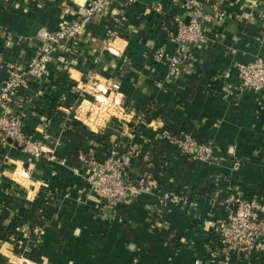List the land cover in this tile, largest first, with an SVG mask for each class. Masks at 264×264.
I'll use <instances>...</instances> for the list:
<instances>
[{"label":"crops","instance_id":"crops-1","mask_svg":"<svg viewBox=\"0 0 264 264\" xmlns=\"http://www.w3.org/2000/svg\"><path fill=\"white\" fill-rule=\"evenodd\" d=\"M185 1H115L86 26L76 54L53 64L49 81L34 77L23 86L13 112L47 152L36 159L0 137V264H264V241L249 256L209 253L211 233L228 218L226 197L264 205V90L240 89L239 71L240 63L264 57V0H203L217 3L225 21L205 23L207 41L194 48L191 68L177 74L156 55L176 52L170 27L176 17L189 19ZM87 4L0 0V87L2 63L27 61L41 45V29L57 31ZM110 36L115 53L104 48ZM219 71L228 76L215 79ZM94 78L121 84L118 106L113 95L106 105L94 102ZM175 129L212 144L214 155L186 158L162 136ZM80 152L125 160L134 185L146 175L166 193L196 187L198 195L189 202L176 194L156 217L153 190L111 208L89 184ZM46 190L59 200L47 225L22 245L19 237L6 239L24 203L46 205ZM24 221L18 234H25Z\"/></svg>","mask_w":264,"mask_h":264},{"label":"built area","instance_id":"built-area-1","mask_svg":"<svg viewBox=\"0 0 264 264\" xmlns=\"http://www.w3.org/2000/svg\"><path fill=\"white\" fill-rule=\"evenodd\" d=\"M115 1L117 0H88L87 6L80 8L79 16L57 31L41 29L39 33L41 45L27 61H8L1 64L4 78L0 87V137L4 142L13 140L23 151L36 159L47 152L40 141L24 132L22 118L13 112V107L22 106L21 91L29 79L42 77L45 81H49L53 74V64L58 60L65 61L76 54V45L86 26L108 10ZM136 1L124 0L128 6L134 5ZM203 4V0L185 1L189 19L176 17L178 31L173 36L177 43L176 52L167 55L165 49L161 48L156 55L159 59L167 60L174 73H184L191 68L195 60L194 48L203 45L208 39L209 31L205 23L214 21L221 25L225 21L224 13L217 3L213 5V15L203 11ZM111 39V36L106 39L104 48L110 53H115ZM239 71L240 89L264 90V57L249 63H240ZM89 73L95 77L94 69H91ZM227 76V72L219 71L213 77L224 79ZM91 85L96 89L94 102L97 105H106L107 97L110 95L114 96V103L117 106L120 104L121 84L119 82L108 81L102 84L94 78ZM69 109L76 114L79 113L78 108L70 106ZM162 136L188 159L195 161L211 159L214 155L212 144L198 141L183 130H167ZM79 159L90 170L87 178L89 184L99 197L108 200L107 205L111 208L120 202L132 201L141 194L153 190L157 200L160 201L153 209L152 215L156 217L164 214L163 207L168 204L169 196L177 197L175 191L164 192L158 183L146 175H143L137 185H134L128 179L129 173L125 160L118 159L114 155L107 156L101 162L94 155L88 156L80 152ZM74 171L78 172V169L74 168ZM225 204L228 218L219 223L211 233L209 253L218 252L226 257L231 253L247 256L255 253L264 241V205L245 195L228 196ZM25 221L23 223L25 234L16 235L20 238L21 245L25 239L30 238V228L35 225L32 221ZM45 225L47 221L38 224L37 227L42 229ZM159 226L160 223L157 221L151 222L153 230H157Z\"/></svg>","mask_w":264,"mask_h":264},{"label":"trees","instance_id":"trees-1","mask_svg":"<svg viewBox=\"0 0 264 264\" xmlns=\"http://www.w3.org/2000/svg\"><path fill=\"white\" fill-rule=\"evenodd\" d=\"M25 132V131H24ZM29 136V135H28ZM130 182H134L133 178L129 175L128 177ZM169 184L167 183V187L166 189H169ZM197 191L198 189L196 187L193 188V193H187L186 189H182L180 187V189L178 188V191L176 192V194L178 196H183L186 197L187 200L189 202H193V200L197 197ZM46 196H47V202L46 205L40 209V206L36 203H24V206L20 209L18 216L16 217V219L12 222L11 225H9L8 227H6V234H5V238L6 239H10L12 237H15L14 239H16V235L18 234V228L19 225L24 221V220H29L34 222V226L31 227V232L32 234H34V230L37 228L38 224L44 223L45 221H47L49 218L47 216V212L48 211H55L59 208V200L58 197L56 196V194H54L52 191L50 192L49 190L45 191ZM167 192H171V191H167ZM206 196V191H202L199 195ZM176 195V196H177ZM174 199L172 196H169L167 199L168 200H172ZM163 210L165 212L168 211V205H165L163 207ZM32 236H35L32 235ZM176 237H180V236H176ZM176 244H180V239H175L174 240V244L170 245L172 247H175Z\"/></svg>","mask_w":264,"mask_h":264},{"label":"water","instance_id":"water-1","mask_svg":"<svg viewBox=\"0 0 264 264\" xmlns=\"http://www.w3.org/2000/svg\"><path fill=\"white\" fill-rule=\"evenodd\" d=\"M203 11L205 12V13H207V14H210V15H213L214 14V11H213V9H212V7H211V5L210 4H204L203 5ZM170 30L176 35L177 34V31H178V27H177V24H175L174 26H171L170 27ZM10 141H12L13 143H15L16 144V142H14L13 140H11L10 139ZM17 145V144H16ZM103 202H108V200L107 199H103Z\"/></svg>","mask_w":264,"mask_h":264}]
</instances>
